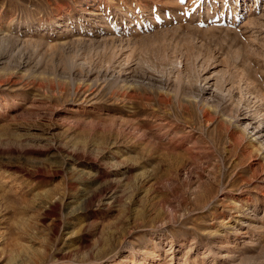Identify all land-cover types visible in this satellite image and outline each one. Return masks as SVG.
<instances>
[{
	"label": "rangeland",
	"instance_id": "rangeland-1",
	"mask_svg": "<svg viewBox=\"0 0 264 264\" xmlns=\"http://www.w3.org/2000/svg\"><path fill=\"white\" fill-rule=\"evenodd\" d=\"M0 264H264V0H0Z\"/></svg>",
	"mask_w": 264,
	"mask_h": 264
},
{
	"label": "bare ground",
	"instance_id": "bare-ground-1",
	"mask_svg": "<svg viewBox=\"0 0 264 264\" xmlns=\"http://www.w3.org/2000/svg\"><path fill=\"white\" fill-rule=\"evenodd\" d=\"M250 127H252V126H250ZM249 126L247 127V128H250ZM259 128V127H258Z\"/></svg>",
	"mask_w": 264,
	"mask_h": 264
}]
</instances>
